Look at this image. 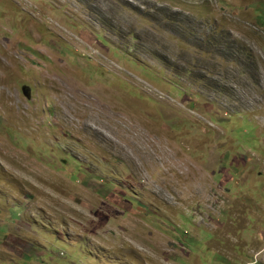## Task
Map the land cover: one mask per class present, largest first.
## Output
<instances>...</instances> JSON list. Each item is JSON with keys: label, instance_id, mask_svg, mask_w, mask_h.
<instances>
[{"label": "rangeland", "instance_id": "obj_1", "mask_svg": "<svg viewBox=\"0 0 264 264\" xmlns=\"http://www.w3.org/2000/svg\"><path fill=\"white\" fill-rule=\"evenodd\" d=\"M0 264H264V0H0Z\"/></svg>", "mask_w": 264, "mask_h": 264}, {"label": "water", "instance_id": "obj_2", "mask_svg": "<svg viewBox=\"0 0 264 264\" xmlns=\"http://www.w3.org/2000/svg\"><path fill=\"white\" fill-rule=\"evenodd\" d=\"M23 92H24V94H25L26 96L30 97V89H29V88L24 87V88H23Z\"/></svg>", "mask_w": 264, "mask_h": 264}, {"label": "bare ground", "instance_id": "obj_3", "mask_svg": "<svg viewBox=\"0 0 264 264\" xmlns=\"http://www.w3.org/2000/svg\"><path fill=\"white\" fill-rule=\"evenodd\" d=\"M24 87L29 88V87H27V86H23V88H24ZM23 88H22V89H23ZM29 89H30V88H29ZM23 93H24V92H23ZM30 96H31V95H30ZM27 98H30V97L27 96Z\"/></svg>", "mask_w": 264, "mask_h": 264}]
</instances>
